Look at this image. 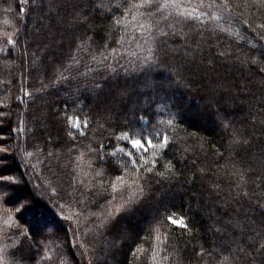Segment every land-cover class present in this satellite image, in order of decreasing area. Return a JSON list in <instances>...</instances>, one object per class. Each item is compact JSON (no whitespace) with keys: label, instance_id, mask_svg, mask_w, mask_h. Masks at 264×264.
I'll return each mask as SVG.
<instances>
[{"label":"trees","instance_id":"obj_1","mask_svg":"<svg viewBox=\"0 0 264 264\" xmlns=\"http://www.w3.org/2000/svg\"><path fill=\"white\" fill-rule=\"evenodd\" d=\"M177 2L0 0L5 264H264V3Z\"/></svg>","mask_w":264,"mask_h":264},{"label":"snow or ice","instance_id":"obj_2","mask_svg":"<svg viewBox=\"0 0 264 264\" xmlns=\"http://www.w3.org/2000/svg\"><path fill=\"white\" fill-rule=\"evenodd\" d=\"M24 2H25V0H21V3H24ZM261 2L264 3V0H261ZM202 4H203V0H201V5ZM153 6H155L156 12H160L162 9H168L169 7H172L173 9H177V10L180 8V5L178 4L177 0H168V2H166L164 4L159 3V0H143L142 4H140V5L133 4L131 7L133 9H139L141 7L146 8V9H152ZM207 6L208 7H214L215 5L212 3H209ZM221 6L225 10H229L226 0H224V2L222 3ZM20 10H21V12L25 11L23 8H21ZM138 14L139 15H147L149 18H151V17H154L156 13L152 12V11H148L147 13H139L138 12ZM177 15L182 17L184 20H200L205 15H208V13L203 12V11H198L196 8H192V9H184L182 11H177ZM135 18L136 17L133 16V19H135ZM211 19L220 20V19H222V17L217 16V15H212ZM155 22L158 23L159 21H155ZM118 23H119V21H118ZM140 26L143 27V25H140ZM161 35H167V33H164L161 30ZM7 42L9 44H14V41L11 38H9ZM98 86L99 85H97V87ZM76 126L79 127V121H77ZM129 143L131 145V148L134 150H137V151H139V150L147 151V148L156 147V145L153 143V140L151 138L147 139V146H145V142L142 139H131L129 141ZM167 143H168L167 137L165 136L161 146H167ZM2 151H4V149L0 148V152H2ZM119 151H124V150L119 149ZM126 155L132 159L133 167H136L137 161L135 158H133V153L127 152ZM144 163L147 164L148 162L144 161ZM136 170L139 171V168H136ZM147 171L151 172L152 168H148ZM116 179L118 181H121L122 183L124 182L123 177L120 175H117ZM0 181H7L9 183H15L16 182L14 180V178L11 176H0ZM115 189H116V186L113 185V190L115 191ZM30 207H31V199L28 197H25L23 199V201L20 202V207H18L16 209V211L20 212L21 209L27 210ZM168 220L170 223L177 225L178 227H181V228L187 227V225L184 223L183 219L176 220V219H173L172 216H169ZM0 252H2V250H0ZM11 255L15 256L16 253L13 252ZM0 264H5V257L3 255H0Z\"/></svg>","mask_w":264,"mask_h":264},{"label":"rangeland","instance_id":"obj_3","mask_svg":"<svg viewBox=\"0 0 264 264\" xmlns=\"http://www.w3.org/2000/svg\"><path fill=\"white\" fill-rule=\"evenodd\" d=\"M47 15V14H46ZM45 16V14H44ZM190 95L186 94L185 97H184V103L187 105V108L186 110L183 112L184 114H188V116L190 117V119H193L195 120L196 122H200L202 124H205L206 126H213V120H212V117L202 106H201V103L200 101L202 102V98L200 101H197L196 98V93L195 91L192 89L190 91ZM174 95H177V93L174 91L173 92ZM117 110H121L120 109H117ZM217 109L215 108L214 111H216ZM44 117H46V115L44 114ZM77 121L78 119H74L73 121V125L74 127H77ZM44 127L47 129L46 132L51 136V137H55V132L51 130H49V127H48V124L45 123L44 124ZM80 127V125H79ZM134 139H140V138H134ZM149 139V138H147ZM147 139L146 140H143L145 142V146H147ZM154 143V142H153ZM173 219H176V220H181L182 218L180 217H176V216H172ZM28 218L31 219L30 216H28ZM141 224L142 223V220L141 218L137 217L133 220V224L132 226L134 227L136 224ZM131 226V227H132ZM129 236L131 235H128L126 236L125 240H129Z\"/></svg>","mask_w":264,"mask_h":264}]
</instances>
